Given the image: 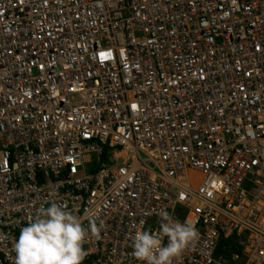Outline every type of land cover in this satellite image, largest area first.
<instances>
[{
  "label": "built area",
  "instance_id": "built-area-1",
  "mask_svg": "<svg viewBox=\"0 0 264 264\" xmlns=\"http://www.w3.org/2000/svg\"><path fill=\"white\" fill-rule=\"evenodd\" d=\"M53 201L104 221L83 264L161 211L181 264H264V0H0V264Z\"/></svg>",
  "mask_w": 264,
  "mask_h": 264
},
{
  "label": "clouds",
  "instance_id": "clouds-1",
  "mask_svg": "<svg viewBox=\"0 0 264 264\" xmlns=\"http://www.w3.org/2000/svg\"><path fill=\"white\" fill-rule=\"evenodd\" d=\"M54 195V194H53ZM136 227L132 255L139 264H181L182 256L197 238L194 227L181 223L167 211L159 213L158 227ZM104 221L89 212V226L58 202L41 205L34 218L22 227L12 245L14 264H83L84 242L98 238Z\"/></svg>",
  "mask_w": 264,
  "mask_h": 264
}]
</instances>
